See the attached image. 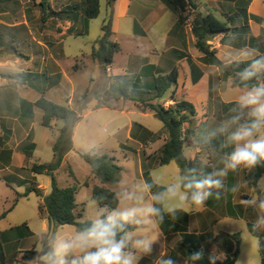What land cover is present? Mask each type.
<instances>
[{
    "label": "crops",
    "instance_id": "1",
    "mask_svg": "<svg viewBox=\"0 0 264 264\" xmlns=\"http://www.w3.org/2000/svg\"><path fill=\"white\" fill-rule=\"evenodd\" d=\"M2 1L11 2L12 7L5 6L3 10L0 9V27L1 29L3 28V32H0V51L9 43L10 47H12L16 53L15 56H21L23 59L22 61H26L27 64L25 65L22 64V61L15 60V65L19 66L18 73H7L0 69V180L3 179V176L6 177L8 175V178L13 175L20 177L21 174L26 171L32 174V179L37 180L38 175L31 173L30 168L34 164H38L33 160L39 148V140L49 143L53 150V146L59 137L58 129L61 127L62 123L54 121L52 123V128L45 127L47 131L43 132L38 130L39 125L40 127H44L42 125L43 112L39 108L33 107L31 104L36 103L41 97H44L57 104H66L68 102L74 107L73 100L83 95H76L74 93L73 83L70 81V74L81 71V68L78 69L76 68L77 66H75L76 69L71 71L69 67L65 68L62 64V61L65 59L64 43L65 40L71 36L76 38L89 36L93 20L88 23L86 30L84 16L81 11L67 14L68 8L80 6L82 0H1V2ZM16 7L19 8V11L15 10ZM21 11H23V18L20 22H7L6 19L9 20L12 15L14 16L16 13L19 14ZM248 14L264 19V0H253L250 5H248ZM105 18H108L107 20L111 22L110 25L113 33L112 41L118 43L120 46V52L116 54L113 64L107 68L106 72L103 70L105 79L109 81L107 82V87L110 85V78L112 77L136 75L141 78L143 83L150 90L153 84V75L165 76L177 68V84L172 86L162 99L156 100L153 103L163 105L166 108L175 106L179 101H187L193 104L197 112L195 119L196 126H203V129H205L203 131L207 132L208 139H215L217 144L220 145L216 153L222 154L219 157L221 159L218 158L219 160H215L212 158V153L206 152V155L203 154V160L205 162H211L216 172L224 169V161L226 156L232 151V146L226 144L227 133H221L219 131V128L223 124H220L215 129H213L212 126L209 128L208 117H210V114H213L214 117V114L217 113L219 118H224L225 111L222 108V104H229L233 101H223L221 99V90L216 91L212 89V80L209 74L205 86H200L206 78V73L200 65H203V63L198 61L203 57V54L195 47V37L192 33V27H189V24H187L189 19L186 24L176 26L178 17L166 4V0H117L113 4L111 10L107 8ZM2 19H5V21H1ZM250 22L251 21H249V23ZM252 22L249 25L253 30L252 36L258 39V34L254 32ZM217 44L220 46L222 45L216 43V45ZM94 46L95 45H93L92 48ZM247 48L253 52L256 51L253 47ZM230 49L236 54L241 50L243 51L245 47L242 48L235 45L230 47ZM0 56L4 58V54ZM3 58H0V68L12 64L9 57L6 59ZM85 60L93 64L97 62L87 53H83L74 58V61L77 63L84 62ZM192 65L196 66L202 72V77L197 83H194L192 79ZM150 67H154L155 69L152 70ZM101 68L103 69L102 65ZM20 74L41 75L43 78L36 84H30L29 82L21 84L18 83L16 79L12 78ZM66 81L69 82L71 86L68 92L62 90V85ZM220 82H223V80H219V83ZM88 91L90 90L87 89L84 93ZM201 93L203 98L201 97L202 95L200 96ZM217 99H220V101L217 102ZM113 100V103L120 104L124 101V105H127V107H121L119 109V117L122 116L126 119V125L122 133L120 129H117L118 133L115 135V138L125 153H131L138 159L140 165V178L142 185H144L146 183L144 171L145 169H150L148 158L150 156L154 157L160 152L167 137L163 133L164 136H161L160 139H152V135L158 133L153 131L148 125L136 122L129 117L137 113L146 117L150 111H142L136 103L132 101H125L122 99ZM112 104L109 107L100 109H95V105L93 110H110L113 106ZM85 111H87V109ZM84 112L82 114V119L85 116ZM134 124H139L141 127H134ZM188 127V124L184 126L185 129ZM103 130L110 136V121L104 125ZM201 135L202 134H200V136ZM162 137L163 140H161ZM120 138H124L122 139L124 141H121ZM32 145H34V149ZM188 148L193 152V157L191 159H194L197 153H199V149ZM25 152H30V155L27 156ZM71 153L72 151L66 155L62 165L69 159ZM98 155L110 156V154L106 153ZM127 156V154H124L125 159H127ZM114 158L116 163L119 162L116 157ZM157 167L159 166L153 165L150 169L151 178L157 186L163 187L156 183L152 176V171ZM123 170L124 167H122V172ZM248 170L249 169L246 168H239L236 171H227L225 175L226 182H224L227 185V192L221 197L219 202L218 198L210 196L199 212L187 213L180 210V212L187 214V217L177 215L175 220H165L163 227L159 225V242L153 244L152 253L143 256L139 264H156L157 259L162 256L164 258L171 257L176 261V264H195L193 263L194 261L188 262L187 249L181 245L182 233L181 231L174 230L175 226H178L180 230L181 228H186L188 234L195 236L193 240L195 245L192 243L191 248L193 246L197 248V252H201L202 256H205L209 262H211L209 253H207L205 249L214 241L220 243L224 253L223 257L218 260H222L227 253L233 250L231 239L226 237V235L236 233H230L228 231L216 232L215 227L220 218L225 220L231 218L235 221L246 220L247 228L249 223L255 224L257 227L260 226L259 222L256 221L258 215L257 207L252 203L253 197L249 194L252 185H249L245 180V174ZM74 176L73 179L76 181V184L72 186L93 189L95 185H98L108 188L107 185L102 184L91 175V170L89 176L83 182L77 180L75 173ZM20 182L21 184H25L26 187L30 185V181L22 177ZM85 183H88V185L86 186ZM36 185L43 191L44 195L50 194L48 193V185L39 183ZM118 185L121 187L118 191L111 188L109 189L116 193L122 190H127L129 192L135 191V189L130 190L128 186H122L119 182ZM7 186L10 190L14 191L8 183ZM15 194L16 196L19 195L16 191ZM158 194L160 193L154 191L146 192L150 202H152L153 198ZM16 196L13 198L9 210L12 208L17 198ZM16 205L10 211L8 210V212H11ZM77 205L79 208L80 205L78 203ZM219 210L220 212H225V215L220 216ZM42 219V230L46 232L49 228L48 221L45 218ZM29 229L33 233L32 236L24 239L14 238L12 240L18 241L34 237V232L30 227ZM6 231H0V235ZM69 259H71V257H69ZM202 264H207V262H202Z\"/></svg>",
    "mask_w": 264,
    "mask_h": 264
},
{
    "label": "rangeland",
    "instance_id": "2",
    "mask_svg": "<svg viewBox=\"0 0 264 264\" xmlns=\"http://www.w3.org/2000/svg\"><path fill=\"white\" fill-rule=\"evenodd\" d=\"M252 1L253 0H192V4L188 7L186 12V15L189 17V21L187 24H189V27H192L193 19L195 17L206 16L209 13L213 14L221 21L228 22V16L237 14L240 7L247 6L248 8V5H250ZM5 6L12 7V4L11 2H1L0 0V9L3 10ZM107 8H110L107 6V0H101V14L97 19H94L92 21L91 32L89 36L84 38H76L71 36L68 37L64 43L65 59L62 61L64 67H69L71 71L75 70L76 68H81V71L77 73L72 72L73 74H70V81L73 83L74 93L76 95H80L84 94L87 89H89L90 91H88L89 103L87 111L84 112L85 116L77 123V125L72 130L74 149L70 154L69 159H67L60 167V169L55 172V176L59 186L62 188L75 185L76 181L69 175V170L72 169L76 175L77 180L79 182H83L90 174V167L81 158L80 154L93 151L97 154L106 153L110 154V156L116 157L119 161L117 163L121 167H124V170L118 181L119 184H121L122 186H128L130 190L135 189L134 192H137L138 187L143 186L140 178V165L138 163V159L131 153H125L121 149L119 142L115 138V135L118 133L117 129H120L122 133L126 125V119L122 116L119 117V109L121 107L125 108L127 107V105H124V101L120 104H117L115 102L113 103V99H107L106 97H104V93L108 84L107 82L109 81L105 79V74L99 62L93 64L90 63V61L86 60L79 63L74 61V58L76 56H80L83 53L90 54L91 56L93 50L92 46L95 45L96 41L103 35V32L101 31V25L109 21L107 20L108 18H105ZM15 10L19 11V8L16 7ZM22 12L23 11H21V13L19 14L16 13V15L14 16L12 15L9 20L6 19L7 22H20L23 18ZM1 21H5V19H2ZM241 23V20H237L235 21V23L231 24L230 28H239L241 27ZM252 24L254 32L258 34V39H256L255 43H253V49L256 50L254 52L248 49V46L242 47L240 41L238 40V37L233 32H229L227 35H216L214 38H212L211 41H209V44L212 46V50L217 51L216 57H218L225 65H230L234 62H249L264 58V19L261 18V22L259 24H256L254 22H252ZM2 30L3 28L1 29L0 27V32H3ZM237 33L239 32L237 31ZM252 33L253 30L250 27L249 33L247 31H244L246 41L249 40L250 36H252ZM216 43L222 45H216ZM235 45L242 48L245 47V49L235 54L230 49V47H233ZM244 53H247L248 55L244 56ZM3 54L4 58L1 56L0 58L6 59L7 57H9L12 64L2 66V68L0 69L3 72L7 73H18L19 66L15 65V60L22 61L23 59L21 58V56H15L16 53L14 52L12 47H10L9 43L5 45L4 48L0 51V55ZM201 60L202 58L198 61ZM22 64L26 65L27 62L22 61ZM200 65L206 73V78L203 80L200 86H205L206 79L208 78L209 74L212 80V89L216 91L221 90V99L223 101H233L238 103L240 95L249 90L248 88H242L234 85L233 71L231 67L227 66L221 69L215 66H205L204 64ZM75 66L77 67L75 68ZM263 71L264 69H262L259 73H262ZM219 80H223V82L219 83ZM70 87L71 86L69 82L66 81L62 85V90L68 92L70 91ZM97 94L104 97L100 104L104 106H110L113 103V106L112 108H110V110H93L94 106L98 103L96 99ZM201 95L202 93L200 94V96ZM80 97L73 100V105L75 108H77L78 106L77 102ZM201 97L203 98V95ZM219 101L220 99H217V102ZM234 109H238V106ZM80 113L83 114V112ZM237 114L238 111H233V114L231 116H226L222 119L219 118V115L217 113L214 114V117L213 114H210V117H208L209 128L212 126V128L215 129L217 126H219L220 124H224L225 122L229 121L232 116ZM129 117L136 122L148 125L151 129H153V131L158 134H162L161 136H164L163 124L155 117L153 113L148 112V115L146 117L141 116V114L139 113H137L136 115H131ZM246 119L247 117L245 114L242 117L241 122H245ZM108 121H110V136L103 130L104 125L108 123ZM234 127L235 126H232L229 131H231ZM38 130H41L43 132L47 131L45 127H40V125L38 127ZM260 134H264V128L261 129ZM120 139L121 141H124L122 140L124 138ZM161 140H163V137ZM210 142H213V148L211 150L212 158L216 160L220 157V155H222L216 153V151L218 152L220 145L217 144L215 139H210ZM183 151L186 158L191 159L193 157V152L188 147H184ZM124 154L128 155L127 159L124 158ZM53 155L54 154L51 145L49 143H46V141L43 142V140H39V148L35 153L33 161L38 164L51 163L53 161ZM204 155H206V152H204ZM31 175L32 174H30L29 171H26L23 172L20 177L13 175L8 178L9 175L6 177L3 176V179L0 180V216H2L4 212L9 210V207L12 205L13 198H15L16 196L15 191L21 196L25 193L26 186L23 183L21 184V177L24 179H28L30 183L46 184L49 188L48 193L51 192L50 178L48 176L38 175L37 180H34L32 179ZM152 176L156 183L168 188L170 185L175 184L178 178L182 176V174L179 165L176 162H171L168 165L159 166L154 169L152 171ZM219 179L222 181V183L226 182V176H219ZM118 182L115 184H107V186L108 188L118 191L121 188L119 187ZM7 183L14 189V191L9 189ZM183 191L184 190L181 189V192L178 193V196L182 194ZM243 192L245 193L244 190ZM249 194L251 197H253V204L257 207L258 215L256 221L259 222L260 226L257 227L255 224L254 225L258 229L260 235L264 236V209L260 208L261 202L264 201V177H262L255 186H252V189L249 190ZM137 195L141 196L144 202H150V199L148 198L146 193H137ZM76 199L77 203L80 205L77 211L81 212L83 210L82 217L78 220L80 222L92 221L97 217H103L112 212L111 210H107L104 207H101L92 198L91 188H78ZM220 200L221 198L218 197V202ZM176 202L177 201H172L170 203ZM39 206L40 199L35 194H30L28 197H20L16 207L0 219V231H6L13 227L27 223L31 230L34 232V237L30 239L18 241L10 240L6 243H3L0 240V264H45L43 258L46 255L41 256L31 262L24 261L21 255V252L25 250H41L43 245L42 240L44 238L43 235L48 233V230L46 232L42 230L43 219L39 214ZM124 206L125 204L121 202L118 208H122ZM200 209L201 208L192 207L189 203L185 202L182 210L187 213H192L199 212ZM219 213L220 216L225 215V212H220V210ZM134 230L140 231L139 229ZM76 231L77 230L74 226H56L53 227V238L55 239L59 236H69ZM215 231L218 233L220 231L239 233V254L236 264H264V252L261 253L259 248L260 240L259 238L251 235L249 229L247 228L246 220L235 221L231 218H228L226 220L220 218L217 226L215 227ZM148 235H150L151 238L155 241L154 244H157L159 242L160 232L158 227L153 228L150 232H148ZM53 241L51 243V250ZM205 250L207 253H209V258L212 262H215L216 260L223 257L224 250L222 248V245L216 241L209 244V246H207Z\"/></svg>",
    "mask_w": 264,
    "mask_h": 264
},
{
    "label": "trees",
    "instance_id": "3",
    "mask_svg": "<svg viewBox=\"0 0 264 264\" xmlns=\"http://www.w3.org/2000/svg\"><path fill=\"white\" fill-rule=\"evenodd\" d=\"M117 0H107V6L112 8L113 4ZM244 3V2H243ZM166 4L176 13L178 22L176 26L186 24L189 17L186 15L188 7L192 4V0H166ZM241 4V3H240ZM246 7H240L237 14L228 16L229 21H221L213 14L209 13L206 16L195 17L192 23V33L195 37V47L203 54L201 62L205 65H211L223 69L224 67H231L233 71V82L235 86L250 89L253 86H259L264 84V71L257 73L256 76L250 79H244L242 73L252 61L249 62H234L230 65H225L218 57H216L217 51L212 50V46L209 41L216 35H227L229 32H233L238 37L241 46L253 47L256 38L250 36L246 41L244 31L249 33V21L256 23L261 22V18L254 15H249ZM82 12L84 16V23L86 30L88 23L91 20L97 19L101 12V0H82L80 6L70 7L67 10V14H73L76 12ZM241 20V27L230 28L231 24L235 21ZM110 21L102 25L103 35L100 37L93 47L91 58L99 62L104 72L107 68L113 64L116 54L120 52V46L118 43L112 41V30ZM237 31L239 33H237ZM251 44V45H250ZM192 64V62L190 61ZM154 70V67H150ZM226 76V75H225ZM153 84L152 88H149L143 83L141 78L136 75L127 76H115L110 78L111 83L106 88L104 97L107 99L132 101L144 112L150 111L154 113L155 117L163 124V131L166 135V142L163 148L154 157L150 156L149 166L150 169L153 165L165 166L171 162H176L181 170L182 176L195 177L196 179H203L207 175L216 172L211 162H205L203 160L204 152L211 153L212 142L208 139L206 131H203V126H196L195 119L197 116L196 109L193 104L187 101H179L175 106L164 107L160 104L153 103L156 100L162 99L170 88L177 84L178 81V69L175 68L168 75L152 76ZM202 77V72L194 65H192V79L194 83H197ZM18 83L21 84H36L43 78L41 75L32 74H20L13 76ZM103 96L97 94L96 99L98 104L95 109L103 107H109V105H102L100 102L104 99ZM89 94L84 93L78 99L77 108L72 107L68 102L66 104H57L49 101L48 99L41 97L36 103L31 104L33 107L39 108L43 112L42 125L46 128H52L54 121L61 122L62 125L58 129L59 137L53 146L54 160L48 164H34L30 168V172L34 175H46L51 179V192L49 195H44L43 191L38 188L34 183H30L26 187L25 193L21 196L18 195L14 201L12 208L17 204L20 197H28L34 193L40 198L41 203L39 206V214L42 218L48 221V233L44 235L42 240L41 250H26L21 252L22 259L26 262H31L37 258L47 255L51 252V243L53 238V227L56 226H74L76 230L83 227H87L91 221H78L82 217V212H78V205L76 201V195L78 192L77 186H70L62 188L59 186L55 172L60 169L62 163L68 153L73 151L72 142V130L76 123L82 119V114L88 109ZM238 106L237 102L229 104H222V108L225 111V117L233 114V109ZM188 124L187 129L184 126ZM141 127L139 124H134V127ZM200 134H202L200 136ZM222 135V134H221ZM223 136V135H222ZM161 138V134H153L152 139L157 140ZM34 149V145H32ZM184 147H190L193 149H199L194 159H188L184 155ZM27 156L30 152H25ZM81 158L87 163L91 170V175L98 179L102 184H115L119 181L122 167H120L114 157L108 155H98L94 151L89 153L80 154ZM264 163V162H262ZM150 169H145L144 178L146 183L152 185L150 191L162 193L167 188L157 186L150 174ZM70 177L74 178V172L69 170ZM264 177V166H257L249 169L245 174V180L249 185L255 186L258 181ZM219 179V176L216 177ZM87 186L88 183H85ZM213 197L221 198L227 192V185L222 183V187L219 189L213 188L210 190ZM92 198L101 206L107 210L118 209L120 201L117 199V193L104 186L95 185L92 189ZM157 207L161 205L156 204ZM11 208V209H12ZM10 209V210H11ZM9 210V211H10ZM3 213L0 218H3L6 214ZM177 215L187 217V214L178 211ZM181 216V217H182ZM171 220L167 214H164V221ZM164 223V222H163ZM163 223L160 226L163 227ZM249 232L252 236L259 238L260 240V252H264V236L260 235L258 229L254 224H248ZM134 230V229H133ZM174 230L181 231L182 240L181 245L187 249L188 262H192L189 259L190 254L197 252V248L194 246L191 248L195 239L194 235L188 234L186 228H180L175 226ZM27 224L11 228L10 230L3 232L0 235V240L6 243L14 238L24 239L32 236ZM231 239L233 250L225 255L222 260L215 262H209L205 256H202L200 260L194 261L195 264H236L239 254V233L226 235ZM195 245V244H194Z\"/></svg>",
    "mask_w": 264,
    "mask_h": 264
},
{
    "label": "clouds",
    "instance_id": "4",
    "mask_svg": "<svg viewBox=\"0 0 264 264\" xmlns=\"http://www.w3.org/2000/svg\"><path fill=\"white\" fill-rule=\"evenodd\" d=\"M262 69L264 58L253 60L242 76L250 79ZM234 111L238 114L219 128L221 133H227L226 144L232 146L224 161V169L203 179L181 176L152 202H144L137 195L150 191L152 185L148 183L138 187L137 192H118L117 199L125 204L124 207L93 219L87 227L69 236L55 238L51 252L43 258L45 264H139L143 256L152 253L155 241L148 232L164 222L165 213L175 220L176 213L183 209L185 202L202 208L212 195L210 190L222 187V181L216 177L225 176L229 170L264 166V134H260L264 128V84L253 86L240 95L238 109ZM245 114L247 119L241 122ZM232 126L235 127L229 131ZM181 189L184 191L178 196ZM172 201L177 202L170 203ZM260 208L264 209V201ZM201 258V252L189 256L192 261ZM156 264H176V261L162 256Z\"/></svg>",
    "mask_w": 264,
    "mask_h": 264
}]
</instances>
